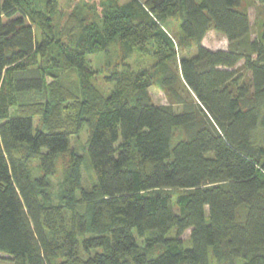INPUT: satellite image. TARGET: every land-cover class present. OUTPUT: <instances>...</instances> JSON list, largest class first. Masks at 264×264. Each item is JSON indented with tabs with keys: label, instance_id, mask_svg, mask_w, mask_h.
Returning a JSON list of instances; mask_svg holds the SVG:
<instances>
[{
	"label": "trees",
	"instance_id": "trees-1",
	"mask_svg": "<svg viewBox=\"0 0 264 264\" xmlns=\"http://www.w3.org/2000/svg\"><path fill=\"white\" fill-rule=\"evenodd\" d=\"M121 1L75 20L70 44L53 22L64 12L58 0L44 10L0 0V254L13 264H264V16L253 37L243 0ZM168 17L180 21L179 43L163 25ZM212 30L226 49L203 44ZM117 40L125 55L138 49L155 63L117 72L103 97L87 81L86 58ZM56 70L77 73L89 93L66 119L48 104L20 102L42 95ZM155 84L167 103L152 99ZM37 116L48 125L38 128ZM85 124L90 189L72 148ZM65 152L67 201L46 205V177ZM29 153L41 156L45 177L33 180ZM168 190L182 192L173 199Z\"/></svg>",
	"mask_w": 264,
	"mask_h": 264
},
{
	"label": "rangeland",
	"instance_id": "rangeland-1",
	"mask_svg": "<svg viewBox=\"0 0 264 264\" xmlns=\"http://www.w3.org/2000/svg\"><path fill=\"white\" fill-rule=\"evenodd\" d=\"M108 0H58V4L61 9H64L62 16L55 13L53 22L58 29L62 30L64 36V41L66 43L72 42L73 39V23L75 20L81 18L82 16L88 15V19H93L95 17L94 10H97L95 6L97 3ZM129 0H122L121 4L128 2ZM32 6L35 9L44 10L46 7V0H32ZM96 8V9H95ZM242 8L245 9L252 22V35L260 34L262 28V21L264 16V6L257 0H243ZM164 27L169 31V33L174 37L177 43L183 39V34L180 28V21L176 17H168L163 22ZM38 33V28L35 26ZM203 44L211 49H226L228 46L227 39L215 32L210 31ZM196 50L195 44L191 47H185L179 52V58L182 56H188L194 53ZM58 49L53 48L51 50V57H56L58 54ZM88 66V79L93 87H95L103 97L108 96L116 87L114 82V77L117 76V72L120 75L137 73L143 69H151L155 63L154 57L150 53H142L138 49L133 50V52L125 55V51L122 49V43L120 40L115 41L110 44L106 52H96L89 54L86 58ZM57 71V70H56ZM57 77L51 75L46 76V89L42 95L34 93L32 96L23 97L20 100L24 105L31 104L32 107H46L48 104L50 109L53 107L57 110V116L68 118L69 113L74 108L76 103L84 100V97L89 93L83 88V84L78 77L77 73L74 71L62 72L57 71ZM60 84L67 88L69 94H60ZM152 99L158 104L167 103L166 96L158 84L153 85L149 88ZM43 102V103H42ZM17 104L11 108V113L19 111V106ZM47 105V106H48ZM51 116L53 114L49 110ZM1 123V121H0ZM42 116L36 117V126L42 127L47 126L44 124ZM91 134V127L88 125H83L79 132L75 133L72 137V148L75 149L79 154L84 157L83 165V184L87 189H90L95 181V172L88 160V140ZM70 164L69 152L59 154L55 161V169L51 175L47 178L48 188L46 189L47 198L44 199L46 205H60L61 203L67 201L66 189L67 182L65 178L66 170ZM26 166L31 174L33 180L41 177H45V166L40 155L29 153L26 158ZM180 190H168L164 193L170 194L173 199H176ZM78 198L81 197V193H77ZM71 211L65 209V215L68 219L70 217ZM190 231H187L184 238L188 241L190 237ZM141 246L145 247L144 240H140ZM162 250L161 246L154 247L153 249L147 250L150 256H156ZM0 264H13V262L8 258L7 255L0 254Z\"/></svg>",
	"mask_w": 264,
	"mask_h": 264
}]
</instances>
